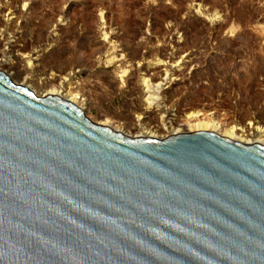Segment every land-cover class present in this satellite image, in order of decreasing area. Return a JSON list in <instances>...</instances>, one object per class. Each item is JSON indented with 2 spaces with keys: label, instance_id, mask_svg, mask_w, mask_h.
Here are the masks:
<instances>
[{
  "label": "water",
  "instance_id": "1",
  "mask_svg": "<svg viewBox=\"0 0 264 264\" xmlns=\"http://www.w3.org/2000/svg\"><path fill=\"white\" fill-rule=\"evenodd\" d=\"M0 264H264V147L132 139L0 71Z\"/></svg>",
  "mask_w": 264,
  "mask_h": 264
},
{
  "label": "rangeland",
  "instance_id": "2",
  "mask_svg": "<svg viewBox=\"0 0 264 264\" xmlns=\"http://www.w3.org/2000/svg\"><path fill=\"white\" fill-rule=\"evenodd\" d=\"M2 59L39 94L71 77L91 121L128 123L154 92L179 120L264 129V0H0Z\"/></svg>",
  "mask_w": 264,
  "mask_h": 264
},
{
  "label": "bare ground",
  "instance_id": "3",
  "mask_svg": "<svg viewBox=\"0 0 264 264\" xmlns=\"http://www.w3.org/2000/svg\"><path fill=\"white\" fill-rule=\"evenodd\" d=\"M3 59L0 61V71L7 74L11 78V80L15 83V79L12 77L15 73H13V75L11 74L15 70V63L11 59H9V61L6 60L4 61ZM29 64L28 66H30ZM10 71L12 72L9 73ZM28 80L30 79L26 78L25 76V78L22 79L21 83L19 84L15 83V84L28 88L36 96L40 98H44L48 95L57 96L66 102L74 104L77 108L82 110L84 112V115L87 117L84 110L85 108L83 107L85 105L84 104L85 100H81L79 94H76L74 92V88L72 87L73 83L71 77L69 79H65L64 82L59 83L60 84L59 86L58 85L56 87L52 86L50 89L44 91L42 94H41V90H40V94L38 93V91H35L34 87H32V85H29L30 83ZM142 82L144 83L143 85H145L144 87L147 88V92L149 94L150 88H152L149 80L144 79ZM154 89H158V85ZM153 93L149 94V96L145 99L147 106L145 112L141 114H138L139 113L138 112L137 113L138 115L136 117L131 118L130 121L128 119L129 121L128 123L114 122L113 120L106 117H104L103 120L100 122H95V121H91V122L99 126L109 128L116 133H120L132 139L146 137V138H154L157 140H163L168 138L169 136H175L178 134L210 131L216 133L221 137H226L232 141H236L245 145L258 144L264 147V129L261 127L256 126L255 128L252 125H250L248 128H238L235 126H230L225 122H221L220 121L221 119L218 120V118H215L217 116L214 115L215 116L214 117L213 113L206 112L207 110L203 113L200 112L189 113L184 116V120L183 118L182 120H179V115H178L179 113H174L175 109L171 111L170 108H168L167 106L163 109L158 104V101L160 99L158 100V98L153 96L154 95ZM169 130L170 133H168L169 135L168 137L162 138L161 136L160 137L158 136L159 133L162 132L167 133V131L169 132ZM132 131H135L136 133H140V134L131 135L130 133Z\"/></svg>",
  "mask_w": 264,
  "mask_h": 264
}]
</instances>
